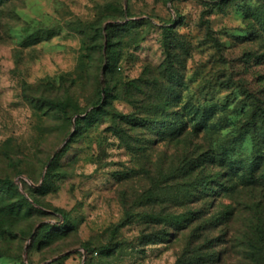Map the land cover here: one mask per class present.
Segmentation results:
<instances>
[{
	"label": "rangeland",
	"instance_id": "1",
	"mask_svg": "<svg viewBox=\"0 0 264 264\" xmlns=\"http://www.w3.org/2000/svg\"><path fill=\"white\" fill-rule=\"evenodd\" d=\"M250 97L264 0H0V264H207L213 237H264V183L189 170L252 151ZM234 243L224 264H262Z\"/></svg>",
	"mask_w": 264,
	"mask_h": 264
},
{
	"label": "trees",
	"instance_id": "2",
	"mask_svg": "<svg viewBox=\"0 0 264 264\" xmlns=\"http://www.w3.org/2000/svg\"><path fill=\"white\" fill-rule=\"evenodd\" d=\"M227 1L229 0H212V2L219 4L226 3ZM250 99L251 103L248 104V109L242 114L241 124L236 128L238 134V143L236 144L242 145L245 141H251L253 147L252 151L247 155H238L234 145L216 147L208 151L206 155L203 153L190 160V171H197L200 168H205L206 163L217 164L223 169L224 173L226 171L229 175L240 176L246 185L251 186L264 183V107L258 104V101L261 100L253 97H250ZM99 104L100 103H98V105ZM211 116L212 114L207 110L196 109L193 111L189 120L191 119L194 122V132L197 133L205 130L209 126L208 122ZM179 120L178 125L172 123L163 130L166 137H179L186 131L188 126L187 120L182 118ZM76 124L79 125V121H76ZM204 178L199 176L192 187L197 189L206 186L205 189L207 191L211 188L209 186H211L212 183L210 180ZM215 183L217 184V180ZM0 185L11 190L15 182L9 178H0ZM193 214H196V212ZM215 242H219V244L223 243L225 247L217 254L207 255L205 258L207 264H224L225 260L227 261V258L224 260V254L228 251V246H230L232 242H235L234 244H236V246L242 244L247 248L246 258L251 257L254 259L256 255H258V258L261 260L262 264H264V237H241V239L238 237H213L207 244L213 247L216 245ZM86 249H88L87 246ZM177 264H180V262Z\"/></svg>",
	"mask_w": 264,
	"mask_h": 264
},
{
	"label": "water",
	"instance_id": "3",
	"mask_svg": "<svg viewBox=\"0 0 264 264\" xmlns=\"http://www.w3.org/2000/svg\"><path fill=\"white\" fill-rule=\"evenodd\" d=\"M75 124V123H74Z\"/></svg>",
	"mask_w": 264,
	"mask_h": 264
}]
</instances>
